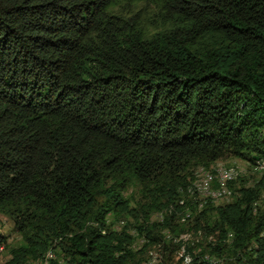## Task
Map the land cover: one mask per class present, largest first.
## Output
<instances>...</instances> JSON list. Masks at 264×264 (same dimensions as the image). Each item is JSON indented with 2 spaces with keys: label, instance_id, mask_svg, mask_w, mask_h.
Wrapping results in <instances>:
<instances>
[{
  "label": "trees",
  "instance_id": "1",
  "mask_svg": "<svg viewBox=\"0 0 264 264\" xmlns=\"http://www.w3.org/2000/svg\"><path fill=\"white\" fill-rule=\"evenodd\" d=\"M227 157L264 160V0H0V264H131L166 228L187 264H264V174L186 194Z\"/></svg>",
  "mask_w": 264,
  "mask_h": 264
},
{
  "label": "rangeland",
  "instance_id": "2",
  "mask_svg": "<svg viewBox=\"0 0 264 264\" xmlns=\"http://www.w3.org/2000/svg\"><path fill=\"white\" fill-rule=\"evenodd\" d=\"M257 165L258 164L249 165L247 162L239 158L227 157V158L219 159L215 161L214 163H212L209 167H205V168H209V169H206V171H210L208 173H211V172H215V169L218 167H222V168L233 167L236 170H238L239 175H243V176L250 175L253 179L257 180L260 178V174L257 173V172H260L257 169L258 168ZM199 170L200 169H198V171ZM198 171L196 172L195 177L193 178L192 182L194 180H197L196 179L197 177L200 178ZM191 183L188 187L191 186ZM251 183L252 182H250V184ZM213 185L215 184L213 183ZM216 187L224 189L227 192L226 195L223 197L224 198L223 200H227L232 197V191L227 186V183L224 185L218 184ZM188 189H186V191ZM137 190H138V187H136L135 185H132L125 192V196L128 198H131V201L133 202V204H135L136 199L139 196V193ZM187 193L188 191L186 192V194ZM188 197L190 196L188 195ZM156 212L157 211H155L154 213L152 212V214L150 215L149 221L158 220L156 218L159 216V214L155 215ZM180 219L181 221L185 220L184 218H180ZM110 222L109 223L110 225L112 224L113 229L118 230V231L124 230L125 233L133 237L132 239L133 242L130 245L131 248H133L134 250H138V249L140 250L141 248H143V244L146 241L142 235L138 234V231L136 230L135 225H134V221L131 218L124 217L123 219H116L112 221L110 220ZM161 233H162L163 239L166 240L167 242L166 249H163L162 245L148 246L145 248L146 251L144 252V255L138 254L135 257V259L132 260L131 264H187V262L189 261V256L188 254H186V244L193 240L192 232L186 229L185 231L178 230L177 232H172L170 229L166 228V229H163ZM0 234L7 236V243L10 245L18 244L20 242V235L14 231L13 222L7 216L1 213H0ZM197 236H199L200 238L202 236V233H198ZM170 243L179 244V245L178 246L176 245L174 248H171ZM53 251L54 250L50 249L49 254H54L55 252ZM59 255L62 256L61 254ZM7 256H8L7 248L3 246L2 249L0 248V262L4 260ZM60 256L58 257L57 255V257L60 258L62 262H64V260ZM186 257L188 261H186ZM30 264H33V263L31 262Z\"/></svg>",
  "mask_w": 264,
  "mask_h": 264
},
{
  "label": "bare ground",
  "instance_id": "3",
  "mask_svg": "<svg viewBox=\"0 0 264 264\" xmlns=\"http://www.w3.org/2000/svg\"><path fill=\"white\" fill-rule=\"evenodd\" d=\"M257 164V163H256ZM258 170L264 174V165L258 164ZM210 171H204L200 169L198 171L200 178L194 180L190 187H187L188 195L190 197L201 196V199H210L213 202H220L227 193L224 189L216 187L218 184L224 185L227 181H231L239 176L238 170L233 167L222 168L218 167L215 172L208 173ZM213 183L216 185H213ZM186 191V192H187ZM43 261V260H42ZM186 261H188L186 257ZM46 262H44L45 264Z\"/></svg>",
  "mask_w": 264,
  "mask_h": 264
},
{
  "label": "built area",
  "instance_id": "4",
  "mask_svg": "<svg viewBox=\"0 0 264 264\" xmlns=\"http://www.w3.org/2000/svg\"><path fill=\"white\" fill-rule=\"evenodd\" d=\"M255 163L264 165V160H257Z\"/></svg>",
  "mask_w": 264,
  "mask_h": 264
}]
</instances>
